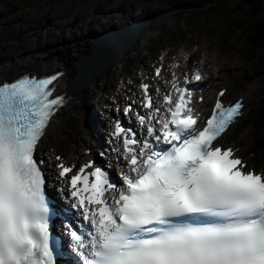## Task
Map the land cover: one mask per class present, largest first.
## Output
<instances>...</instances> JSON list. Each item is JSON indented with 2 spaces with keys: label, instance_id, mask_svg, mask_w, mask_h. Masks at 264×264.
Segmentation results:
<instances>
[{
  "label": "snow or ice",
  "instance_id": "1",
  "mask_svg": "<svg viewBox=\"0 0 264 264\" xmlns=\"http://www.w3.org/2000/svg\"><path fill=\"white\" fill-rule=\"evenodd\" d=\"M59 79L24 76L0 84V264H61L64 245L52 230L37 155L65 104L53 96ZM193 79L200 82L201 73ZM142 89L151 112L137 118L152 140L115 124L128 167L119 183L92 163L75 172L57 165L72 206L90 225L82 232L65 224L68 247L82 264H264V169L250 167L221 140L243 115V103L218 99L200 128L194 90L174 83L162 112L149 85Z\"/></svg>",
  "mask_w": 264,
  "mask_h": 264
},
{
  "label": "rangeland",
  "instance_id": "2",
  "mask_svg": "<svg viewBox=\"0 0 264 264\" xmlns=\"http://www.w3.org/2000/svg\"><path fill=\"white\" fill-rule=\"evenodd\" d=\"M165 3L166 0H0V58L9 56L13 62L20 65L18 51L20 48H23L25 55L29 54L30 45L40 46L45 35L58 34L64 24L70 28L72 34L78 35L80 33L77 28H87V25H91L97 32L109 31L118 23L114 18L119 15L124 22L137 21L146 16L153 17L152 25L143 41L137 49L129 52L131 54L128 59L123 58V62L128 64L131 71H136L139 67L148 69L154 65L159 60L162 50H169L172 57L181 55L180 51L184 49L192 52L194 64H207V69L213 73V82L208 91L213 86L226 87L228 98L232 100L244 98L243 117L229 133V138L231 142L241 144L243 147L241 153L245 154L248 149L253 150L251 153L255 156L251 161L258 166L256 164L264 158L262 130L254 132L247 127L250 122H254L256 114L264 118V51L249 62L250 53L247 51L244 33L241 30H235L234 33L231 28L249 18L247 11L242 8L245 2L224 0L215 4L216 9H209L212 7L209 6L205 18L195 15L197 10L181 12L177 18L178 13H166L169 9ZM259 5L264 11V0H261ZM252 7L251 11L260 9L258 5L253 4ZM130 16L136 20H130ZM122 26L123 24L115 27ZM66 27L62 29L69 32ZM209 27L213 31L225 28L227 33L233 34L230 41L236 36L238 51L233 54L222 53L220 48H225V44L211 35ZM8 30H11L16 40L6 43L2 38ZM245 31H248V27ZM170 33H178L177 38L180 41H170L168 36ZM33 35L37 36L34 40L31 39ZM63 47L68 46L64 44ZM54 51L53 48H49L46 53L53 55ZM118 65L119 63H116L103 83V92L113 84L115 71L119 70ZM135 71L133 74L138 76L140 70ZM92 99L93 97L90 103ZM204 106L205 104L201 107ZM262 161L261 167L264 166V160Z\"/></svg>",
  "mask_w": 264,
  "mask_h": 264
},
{
  "label": "bare ground",
  "instance_id": "3",
  "mask_svg": "<svg viewBox=\"0 0 264 264\" xmlns=\"http://www.w3.org/2000/svg\"><path fill=\"white\" fill-rule=\"evenodd\" d=\"M90 19L92 18H89V20ZM134 19V17L130 16V20ZM114 20L118 23H115L114 27L111 29H118L117 27L121 24L124 26L127 23L123 21L120 15L116 16ZM65 27L66 24L62 26V28ZM62 28L56 35H46L40 46L38 44L30 45L28 48L30 56L29 54L25 55L23 48H20L18 50L21 58L20 65L13 62L9 56L3 58L4 65L9 66L5 68L6 75L11 76L14 74V77H11V79L21 75L25 66L39 73H50L52 70H55L56 67H61L62 70L66 71V78H71V81L76 80L77 73L83 71L79 75V82L73 84L75 90L74 93L70 94L67 107L57 114L48 133L40 144L39 150L46 158L50 156V149L48 150L47 144L54 146L58 152L64 153L67 156L79 155L81 149L83 151V149L91 147L92 142L95 140V134L88 124L90 123V125H92L94 121L87 115V105L91 99V95L93 92L103 87V83L108 78L111 71H113L116 63L123 59L127 53L129 55L132 49H137L148 32V30L145 31L140 40L134 42L123 56L110 58L111 53H109L107 55L108 58L103 62L104 58H101L98 52L101 49L96 48L94 40L101 34L100 31L97 32L94 28H91V25H87V28H77L80 34L74 35L70 32L69 27H66L69 29V32H65ZM5 36L14 38L11 31L6 32ZM32 37L37 36L33 35ZM64 44L68 47L64 48ZM49 48L55 50L53 55L46 53V50ZM18 71L22 73L19 75L15 74ZM85 71L87 72L84 73ZM65 83L66 80L62 81L58 87V90L62 93L67 91ZM129 88H131V85H129ZM207 102H209V100H207ZM237 123L238 121L234 125ZM234 125L230 127L228 132ZM62 209L68 213L70 218L73 217L65 208ZM69 221L71 223L72 220ZM63 237L66 240L67 236L65 234H63ZM64 244L65 242H63V245ZM68 259L73 261L71 256H68Z\"/></svg>",
  "mask_w": 264,
  "mask_h": 264
},
{
  "label": "trees",
  "instance_id": "4",
  "mask_svg": "<svg viewBox=\"0 0 264 264\" xmlns=\"http://www.w3.org/2000/svg\"><path fill=\"white\" fill-rule=\"evenodd\" d=\"M167 7L169 10H177L181 12L194 11L197 10V15L199 18L206 17L209 9H216L215 4H218L224 0H166ZM243 3L242 8L247 11V18L245 21L249 22H239L237 25H233L231 28L233 32L240 31L244 33V40L246 41L247 51L250 53V57L248 61H252L258 57V54L264 51V11L261 9L259 3L261 0H240ZM258 3V4H257ZM258 5L260 7L259 10L251 11L252 6ZM209 6H212L208 9ZM180 14L177 16L179 18ZM190 20H188V23ZM212 26V25H211ZM248 27V31L245 29ZM212 36H216L219 38L220 43H224L225 48H220V51L225 54H233L238 51V47H236V36L233 41H230V37L233 38V34H229L226 32L225 28L218 29L217 31H213L208 28ZM178 33H172L169 35L170 41H175ZM246 69V68H245ZM249 127L253 130L261 129V137L264 141V118H260L256 114L254 117V122L249 123ZM264 146V143H263Z\"/></svg>",
  "mask_w": 264,
  "mask_h": 264
},
{
  "label": "water",
  "instance_id": "5",
  "mask_svg": "<svg viewBox=\"0 0 264 264\" xmlns=\"http://www.w3.org/2000/svg\"><path fill=\"white\" fill-rule=\"evenodd\" d=\"M151 17H147L134 24H128L124 26L120 31L105 32L97 38V49L105 51L106 55L111 53L110 58H114L121 55L127 48H129L134 42L138 41L143 32L148 28L151 23ZM118 38L126 41V45L119 49ZM11 41V40H9Z\"/></svg>",
  "mask_w": 264,
  "mask_h": 264
}]
</instances>
